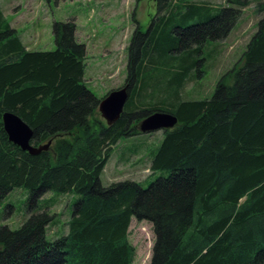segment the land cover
Instances as JSON below:
<instances>
[{"label":"trees","instance_id":"trees-1","mask_svg":"<svg viewBox=\"0 0 264 264\" xmlns=\"http://www.w3.org/2000/svg\"><path fill=\"white\" fill-rule=\"evenodd\" d=\"M154 1L147 32L135 21L130 98L112 126L95 117L102 100L86 85L87 46L75 20L54 22L55 50L29 51L0 8V201L25 188L30 206L19 229L0 226V264H133V218L153 227L150 264H264V3L240 63L213 95L180 102L192 71L204 74V45L225 40L251 0L219 8ZM158 112L178 118L150 167L167 175L147 187L103 185L113 148L141 135L139 123ZM6 113L32 129L35 147L52 141L50 149L31 156L10 142ZM49 192L78 196L67 235L54 240L47 237L53 216L37 209Z\"/></svg>","mask_w":264,"mask_h":264},{"label":"rangeland","instance_id":"rangeland-1","mask_svg":"<svg viewBox=\"0 0 264 264\" xmlns=\"http://www.w3.org/2000/svg\"><path fill=\"white\" fill-rule=\"evenodd\" d=\"M202 1L213 2L216 8L227 5L226 0ZM261 2L264 3V0H251L225 40L208 41L204 45L202 54L198 56L205 60L204 74L198 79L197 67L192 71L180 92V102L209 99L221 77L240 63L258 30L262 17L258 4ZM0 8L6 22L17 31L29 51L55 50L52 33L54 22L75 20L78 41L87 46L85 82L100 100L125 85L128 46L136 29L135 21L143 32H147L157 14L154 0L140 3L136 0H0ZM95 117L107 125L99 111ZM139 125L137 129L140 131ZM163 133L141 132V135L120 140L113 148L101 176L102 184L108 186L130 180L147 187L160 176H166L167 172L152 174L150 169L153 153L163 141ZM77 199L75 194L49 192L39 201L38 211L53 216V222L47 229L49 240L67 235L73 204ZM29 209L28 190L14 189L0 201V226L19 229L29 217ZM154 240L152 225L133 218L129 229V242L135 249L133 264H150Z\"/></svg>","mask_w":264,"mask_h":264},{"label":"water","instance_id":"water-1","mask_svg":"<svg viewBox=\"0 0 264 264\" xmlns=\"http://www.w3.org/2000/svg\"><path fill=\"white\" fill-rule=\"evenodd\" d=\"M130 93L127 87L110 92L99 105V112L107 122L112 126L121 118L125 106L129 101ZM5 131L10 142L21 148L22 151L28 152L31 156L40 155L48 151L52 145L50 141L46 145L35 147L32 144L34 132L18 116L13 113H6L3 116ZM178 125V118L169 113H155L144 119L140 125V132L151 134L159 131L172 130Z\"/></svg>","mask_w":264,"mask_h":264},{"label":"crops","instance_id":"crops-1","mask_svg":"<svg viewBox=\"0 0 264 264\" xmlns=\"http://www.w3.org/2000/svg\"><path fill=\"white\" fill-rule=\"evenodd\" d=\"M212 5H213V2H210ZM214 6V5H213ZM78 32V31H77ZM21 40H22V42H23V44H24V46H26V49H27V45H26V43L23 41V39L21 38ZM28 50V49H27Z\"/></svg>","mask_w":264,"mask_h":264}]
</instances>
